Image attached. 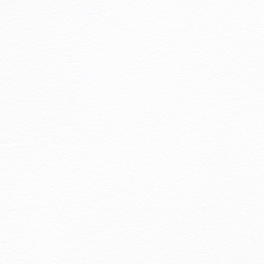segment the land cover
I'll return each instance as SVG.
<instances>
[{
	"label": "snow or ice",
	"instance_id": "snow-or-ice-1",
	"mask_svg": "<svg viewBox=\"0 0 264 264\" xmlns=\"http://www.w3.org/2000/svg\"><path fill=\"white\" fill-rule=\"evenodd\" d=\"M0 264H264V0H0Z\"/></svg>",
	"mask_w": 264,
	"mask_h": 264
}]
</instances>
